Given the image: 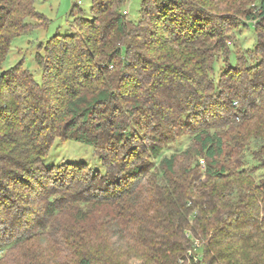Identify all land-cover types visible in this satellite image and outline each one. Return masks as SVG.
<instances>
[{
    "label": "trees",
    "instance_id": "1",
    "mask_svg": "<svg viewBox=\"0 0 264 264\" xmlns=\"http://www.w3.org/2000/svg\"><path fill=\"white\" fill-rule=\"evenodd\" d=\"M34 2L0 0V62L32 19L46 24ZM205 2L142 0L136 22L126 0H91V18L75 3L76 31L35 55L39 83L20 63L0 74V247L48 231L69 255L58 264H264V0ZM239 18L255 43L230 62ZM55 138L93 146L103 172L46 168ZM112 204L110 228L132 240L117 260L92 256L81 225ZM61 205L75 222L57 228ZM27 258L15 264H44Z\"/></svg>",
    "mask_w": 264,
    "mask_h": 264
},
{
    "label": "rangeland",
    "instance_id": "2",
    "mask_svg": "<svg viewBox=\"0 0 264 264\" xmlns=\"http://www.w3.org/2000/svg\"><path fill=\"white\" fill-rule=\"evenodd\" d=\"M79 1V8L83 11L84 16L91 18L89 14L91 0ZM141 1L142 0H126L125 5L128 7V17L133 22H136L140 17ZM237 1L239 0H207L205 5L213 12L224 13L228 12L231 9L230 5ZM75 3H77V0H35L34 7L45 16L47 20L46 24L43 25L42 21L32 19L31 21L34 25L40 26H33L30 30L15 36L11 40L5 59L0 62V74L20 63L24 69L29 70L33 79L39 83L41 80V68L35 62V55L38 51L42 52V45L55 33L69 34L76 31L73 18L69 15V11ZM239 20L243 22V24L239 25L237 31L236 28L234 29L235 37L229 42V47L233 50L228 55V61L230 62L235 60L234 50H236V48H240L241 50L252 49L255 43V33L252 26H244V23L247 21L245 19L239 18ZM224 63L223 59L215 62V71L213 74L215 80L221 69L220 66L222 64L224 65ZM109 68L112 69V66H109ZM125 76H128V72H125ZM221 110L222 106L217 105H212L210 109L211 112L219 115L222 113ZM78 162H85L91 171L98 170L100 173L103 172L101 162L94 154L93 146L71 139L64 140L55 138L52 141L48 154L43 159V164L46 168L58 166L61 163L70 164ZM201 165H203L202 161ZM255 174L256 177H258L261 171ZM144 192L142 194L143 196L150 195L148 193L144 194ZM42 207H44V203L38 199H36L31 206L32 211H36L37 214H39L41 221L44 220ZM116 208L117 206L113 204L94 207L88 220L85 221L86 223L81 224L86 228L87 232L94 235L93 241L89 245L92 256L102 255L103 251H105L110 253V256H115L114 258L117 260L116 258L130 256L132 254V240L130 238H124L122 235H120L119 238L116 233V227L113 230L110 228L113 226L111 216H115L116 212L119 211L118 209L116 210ZM60 210L63 213H61V216H57L61 218L60 221L57 222V228L66 225L67 222L73 223L76 213L64 209V205L60 206ZM127 219H131L128 214L121 216L119 220L126 223ZM50 234L51 232L48 231L45 235L31 234V238L21 244L11 247L7 246L5 248L0 247V257H3L0 264H15L16 260L26 261L28 259L27 256H29V258L31 257L33 260L36 258L37 260L42 259L44 264H58V262L67 260V256L69 255L65 248V244L62 241L54 240ZM70 259L71 257H69V260ZM128 264H142V262L133 258Z\"/></svg>",
    "mask_w": 264,
    "mask_h": 264
},
{
    "label": "built area",
    "instance_id": "3",
    "mask_svg": "<svg viewBox=\"0 0 264 264\" xmlns=\"http://www.w3.org/2000/svg\"><path fill=\"white\" fill-rule=\"evenodd\" d=\"M79 3H80V1L77 0V4H78V5H79ZM123 13H124V14H128V7H127V5H126V8H124Z\"/></svg>",
    "mask_w": 264,
    "mask_h": 264
}]
</instances>
